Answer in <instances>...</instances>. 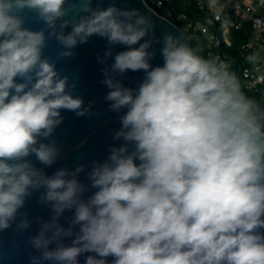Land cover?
Listing matches in <instances>:
<instances>
[{
	"label": "clouds",
	"instance_id": "clouds-1",
	"mask_svg": "<svg viewBox=\"0 0 264 264\" xmlns=\"http://www.w3.org/2000/svg\"><path fill=\"white\" fill-rule=\"evenodd\" d=\"M230 2L200 0L202 37L216 23L231 26ZM92 4L0 0V232L30 228L21 210L39 192L51 217L37 218L29 264H80L81 256L84 264H264V91L250 95L229 63L205 55L183 31L156 37L139 10ZM29 13L42 29L25 27ZM250 18L254 33L264 34V14ZM93 35L108 43L101 63L112 46L126 48L102 70L109 111L122 113L113 134L122 143L92 161L83 182L84 164L48 175L36 162L51 167L60 157L53 136L61 112L83 117L91 107L73 95L57 59L44 55L48 41L64 59ZM154 44L163 59L155 67ZM245 64V76L264 84V46ZM128 71H143L138 87L122 83Z\"/></svg>",
	"mask_w": 264,
	"mask_h": 264
},
{
	"label": "water",
	"instance_id": "water-1",
	"mask_svg": "<svg viewBox=\"0 0 264 264\" xmlns=\"http://www.w3.org/2000/svg\"><path fill=\"white\" fill-rule=\"evenodd\" d=\"M113 3L121 9H137L140 14L148 17L154 25L156 37H162L165 33L180 34V29L174 23L147 7L145 0H93L92 6L95 8L99 4L106 8ZM25 27L31 30H40L44 25L34 14L29 13L26 17ZM70 30L69 27L65 29V32ZM161 47V44H154L150 49L155 52L154 58L150 61L154 67L163 64L160 54ZM107 48L108 43L105 38L93 35L86 43L78 44L73 49L72 57L58 59L57 52L61 50L60 46L54 40L48 41L44 55L57 59L56 67L61 76H68L69 84L75 85L73 95L83 99L84 107L91 105L89 114L83 117L77 116L72 111L61 112L63 122L56 128L53 136L58 147L61 148V155L51 167H45L36 162V166L43 167L48 175H52L59 168L74 170L78 165L84 164L86 165L85 171L80 174L79 178L81 181L87 182V172L90 170L91 162H102L110 154L112 146H119L122 143V141L113 139L114 132L121 127L118 117L122 113L109 111V102L104 99L109 89L102 83L105 79L102 70L110 68L115 54L126 50V48L123 45L112 46V57H108L105 63H101V60H105ZM143 78V71H128L120 77L125 86L132 88L138 87ZM18 82L20 81L18 80ZM92 191L94 189H90L85 195H90ZM39 195V192H34L26 200L25 206L21 210L32 220L27 231L17 233L15 225H13L12 228L0 232V264H29V255L37 254L28 243V238L38 232L40 225L37 218L40 221H47L51 217L50 207L39 203ZM71 216L72 212L66 211L60 222L67 227V220ZM70 242V240H65L66 244ZM84 259V256L79 258L80 264H84Z\"/></svg>",
	"mask_w": 264,
	"mask_h": 264
},
{
	"label": "built area",
	"instance_id": "built-area-1",
	"mask_svg": "<svg viewBox=\"0 0 264 264\" xmlns=\"http://www.w3.org/2000/svg\"><path fill=\"white\" fill-rule=\"evenodd\" d=\"M193 2L198 10L204 11V9H202L201 7L200 0H193ZM148 3L149 2H147L146 5L147 7L150 8ZM152 3L154 4V7L156 9L164 8L160 0L152 1ZM257 3H258V0H231V2L228 4V7L226 9V14L231 20V26L228 29H221L220 24L216 23L218 29L220 30L221 40L218 37H216L213 33H211L210 31H209L210 32L209 37L207 38L202 37L200 32L195 29V23L188 21L186 17L182 14H177V18L180 20H184L186 22V31H187L186 35L192 36L193 37L192 41L198 43L199 40L203 39L206 45L212 48H217L222 43L229 46L231 43L230 32L231 31L241 32L242 43L239 45L237 49V58L244 64L241 73H242L244 82L248 85L246 89L255 90L258 87H261V91H264V84L257 83L252 78L251 75L247 77L245 76L246 70L248 68V65L245 64V57L253 49L264 46V34L258 35L254 33L253 21L250 18L253 15L264 14V9L257 8ZM154 12L158 14L156 11ZM172 14H175V13L171 8H165V10H163V14L162 15L158 14V15L170 21V17ZM218 58L220 60H223L229 63L230 66L232 67V63L234 61L233 57L223 55Z\"/></svg>",
	"mask_w": 264,
	"mask_h": 264
},
{
	"label": "trees",
	"instance_id": "trees-1",
	"mask_svg": "<svg viewBox=\"0 0 264 264\" xmlns=\"http://www.w3.org/2000/svg\"><path fill=\"white\" fill-rule=\"evenodd\" d=\"M147 2H152L156 0H145ZM164 6V8H171L175 14H172L170 17V21H172L180 30H186V22L184 20H180L177 18V14H182L186 17V19L192 23H195L198 18L203 17L205 14L204 11H200L196 8L193 0H160ZM149 4V3H148ZM150 6V4H149ZM154 11H156L153 7L150 6ZM157 12V11H156ZM158 14L162 15V13L157 12ZM230 45L227 46L225 44H221L217 48L208 47L203 39L199 40L198 43L194 42L192 43L194 46L199 44L203 47L205 55L211 54L216 57H221L223 55L233 57L234 61L232 63L231 69L236 72L238 75H240L241 79L242 77V68L243 63L237 58V49L239 45L242 43V36L241 32L239 31H231L230 32ZM248 93L250 95H260L261 93V87H258L255 90H248Z\"/></svg>",
	"mask_w": 264,
	"mask_h": 264
},
{
	"label": "rangeland",
	"instance_id": "rangeland-1",
	"mask_svg": "<svg viewBox=\"0 0 264 264\" xmlns=\"http://www.w3.org/2000/svg\"><path fill=\"white\" fill-rule=\"evenodd\" d=\"M150 6L153 7L157 12L159 13H162L163 10H165V8L163 9H156L154 7V4L152 2H149ZM183 31L185 34H187V31L186 30H181ZM211 33H213L216 37H218L220 40H221V37H220V30L218 29L217 25L215 24L210 30H209ZM192 43H194L193 41H191Z\"/></svg>",
	"mask_w": 264,
	"mask_h": 264
}]
</instances>
